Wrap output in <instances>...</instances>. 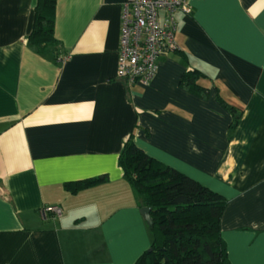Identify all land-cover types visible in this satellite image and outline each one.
Here are the masks:
<instances>
[{
    "label": "crops",
    "instance_id": "obj_1",
    "mask_svg": "<svg viewBox=\"0 0 264 264\" xmlns=\"http://www.w3.org/2000/svg\"><path fill=\"white\" fill-rule=\"evenodd\" d=\"M124 1L56 0L58 43L40 52L35 0H0V264H133L151 233L118 164L130 134L224 197L231 264H264V0H189L147 85L117 78ZM189 68L206 97L180 84ZM217 95L241 110L232 128ZM53 204L62 215L44 218Z\"/></svg>",
    "mask_w": 264,
    "mask_h": 264
},
{
    "label": "trees",
    "instance_id": "obj_2",
    "mask_svg": "<svg viewBox=\"0 0 264 264\" xmlns=\"http://www.w3.org/2000/svg\"><path fill=\"white\" fill-rule=\"evenodd\" d=\"M34 17L27 42L40 52L56 47L54 36L56 0H35ZM205 74L198 68L186 69L180 84L201 97L209 88L200 82ZM217 98L232 113L234 127L241 110ZM118 156L125 179L136 191L142 206L150 208L149 248L133 264H231L221 236L220 220L224 197L181 171L164 164L136 145L130 134ZM107 180L98 175L66 182L64 188L76 193Z\"/></svg>",
    "mask_w": 264,
    "mask_h": 264
},
{
    "label": "built area",
    "instance_id": "obj_3",
    "mask_svg": "<svg viewBox=\"0 0 264 264\" xmlns=\"http://www.w3.org/2000/svg\"><path fill=\"white\" fill-rule=\"evenodd\" d=\"M189 0H125L120 13L117 78L128 85L149 84L160 59L177 48L175 12H191ZM59 205L39 210L44 218L60 217Z\"/></svg>",
    "mask_w": 264,
    "mask_h": 264
},
{
    "label": "water",
    "instance_id": "obj_4",
    "mask_svg": "<svg viewBox=\"0 0 264 264\" xmlns=\"http://www.w3.org/2000/svg\"><path fill=\"white\" fill-rule=\"evenodd\" d=\"M139 211H140L141 215L143 216L144 220L146 221L148 227L151 226L152 219H150L151 217L149 214L150 208L147 206H141Z\"/></svg>",
    "mask_w": 264,
    "mask_h": 264
}]
</instances>
